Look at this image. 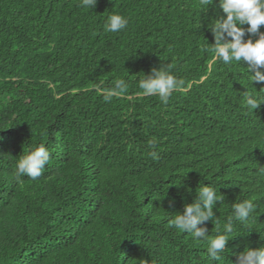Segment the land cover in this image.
I'll list each match as a JSON object with an SVG mask.
<instances>
[{
    "label": "trees",
    "instance_id": "16d2710c",
    "mask_svg": "<svg viewBox=\"0 0 264 264\" xmlns=\"http://www.w3.org/2000/svg\"><path fill=\"white\" fill-rule=\"evenodd\" d=\"M80 3L0 0V264H235L264 247V104L246 107L264 84L252 85L243 63L213 59L222 10L200 0ZM112 14L128 18L126 30H104ZM169 66L180 90L166 104L144 96L139 80ZM120 77L127 92L105 102ZM40 145L50 163L18 180V160ZM202 186L224 197L219 226L234 204L255 205L219 262L206 240L170 223ZM206 228L218 233L211 220Z\"/></svg>",
    "mask_w": 264,
    "mask_h": 264
},
{
    "label": "clouds",
    "instance_id": "9594fccd",
    "mask_svg": "<svg viewBox=\"0 0 264 264\" xmlns=\"http://www.w3.org/2000/svg\"><path fill=\"white\" fill-rule=\"evenodd\" d=\"M97 0H81L80 7L95 8ZM215 4L222 10L215 23L210 28L214 43L211 48L213 59L220 60L223 64L243 63L246 65L250 82L264 84V0H200L199 6L208 8ZM129 24L127 17L121 14H112L108 17L104 30L109 33H118L126 30ZM248 27L245 28L244 26ZM248 37L245 39V37ZM254 73V74H250ZM184 82L172 74L171 67L156 69L144 75L139 80V89L144 96H158L163 103H167L174 91L180 90ZM129 87L128 81L120 77L114 80V85L103 94L105 102H111L126 93ZM247 92V91H246ZM264 104V97H257L254 93H247L246 107L256 110ZM150 147H155L154 143ZM155 159L157 153L151 152ZM50 163V152L44 145L36 147L27 155L21 157L17 164L15 175L19 180L27 176L32 180L39 178L45 166ZM264 176V166L259 170ZM224 197L218 194L213 186H202L197 192L193 203L184 206L183 213H179L171 220V226L182 233L191 234L196 240L207 241V253L212 261H220L221 254L225 251L229 241V235L234 231L236 222L246 223L252 214L255 205L252 200H244L234 204L232 216L227 223L219 226L215 221L214 208L217 202H222ZM212 221L218 226V233L211 236L206 228V223ZM222 227V231L220 228ZM235 264H264V247L247 248L238 255Z\"/></svg>",
    "mask_w": 264,
    "mask_h": 264
}]
</instances>
